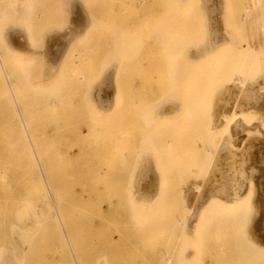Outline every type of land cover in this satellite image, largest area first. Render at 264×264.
<instances>
[{
    "label": "rangeland",
    "instance_id": "374dc122",
    "mask_svg": "<svg viewBox=\"0 0 264 264\" xmlns=\"http://www.w3.org/2000/svg\"><path fill=\"white\" fill-rule=\"evenodd\" d=\"M263 26L264 0H0V264H264Z\"/></svg>",
    "mask_w": 264,
    "mask_h": 264
},
{
    "label": "bare ground",
    "instance_id": "6f19581e",
    "mask_svg": "<svg viewBox=\"0 0 264 264\" xmlns=\"http://www.w3.org/2000/svg\"><path fill=\"white\" fill-rule=\"evenodd\" d=\"M257 4V2L255 3V5ZM254 4H253V6H255ZM250 6V5H249ZM255 8V7H254ZM247 10H249L248 8H247ZM251 10V9H250ZM258 13V12H257ZM108 23V27H110L112 24H109V22H107ZM132 26V25H131ZM106 27H107V25H106ZM105 27V28H106ZM257 27V26H256ZM264 27V26H263ZM131 28V27H130ZM259 28H260V26H259ZM262 29V28H261ZM108 30H110V28H108ZM264 30V29H263ZM258 35H256V38H255V40L253 41L254 43L252 44L251 43V45L250 46H254L255 48H256V50L257 49H259V48H261L260 46H261V43H262V40H261V43L259 44V42H257L258 40V38L259 37H257ZM259 39H261V38H259ZM130 41V40H129ZM130 42H132V41H130ZM210 42V41H209ZM206 45V44H205ZM204 45V46H205ZM223 46H225V45H223ZM206 47V46H205ZM204 47V49H205V51L204 52H201V53H198L197 55H195L196 57L197 56H200V57H202V56H204L205 54H207V56H210L212 53H210L209 52V49L211 50V52L213 51L212 49V47L210 48V46H207L206 48ZM221 47V46H220ZM219 48V47H218ZM217 48V50L218 51H220L219 49ZM255 48L253 49V50H255ZM203 49V48H202ZM215 49V48H214ZM251 49H252V47H251ZM217 50H215L214 52H216L214 55H215V57L218 55V53H217ZM264 50V48H262V51ZM133 51V50H132ZM259 51V52H258ZM258 51H256L257 52V54H259L260 52H261V55L263 56L264 55V52H262L261 51V49L260 50H258ZM197 52H199L198 50L196 51V53ZM255 52V51H254ZM187 53V52H186ZM188 54H190V53H188ZM187 54V55H188ZM189 56V55H188ZM142 57V56H141ZM186 57V56H185ZM184 57V58H185ZM189 57H191V55L189 56ZM188 57V58H189ZM204 57H206V55L204 56ZM187 58V57H186ZM203 58V57H202ZM201 58V59H202ZM191 59V58H190ZM189 59V60H190ZM198 59H200V58H198ZM200 59V60H201ZM252 59H253V62L252 63H250V64H248L246 67H251V68H249V69H257L258 70V68H262L264 65H261V64H263V63H259V60L261 59L259 56H257L256 55V53H255V55H253V57H252ZM210 60V59H209ZM208 60V61H209ZM263 60V59H262ZM144 61H145V58H144ZM143 61V62H144ZM184 61H186V60H184ZM192 61V60H191ZM196 61H198V60H196ZM206 61V60H205ZM141 64V63H140ZM122 65V64H121ZM141 66H142V64H141ZM123 67H124V65H123ZM255 67V68H254ZM222 68H225V66H222L221 67V69ZM140 69H141V67H140ZM142 69H144V67L142 68ZM116 70H117V68H116ZM257 70H255V71H257ZM180 71V70H179ZM117 72V71H116ZM181 72V71H180ZM187 72V70L185 71V73ZM258 72V71H257ZM184 73V76L186 75ZM179 74V73H178ZM188 75V74H187ZM148 76V75H147ZM151 76H153V75H151ZM181 76H183L182 74H181ZM184 76L183 77H180V78H177L178 76H175V78H176V81H177V79H182V78H184ZM126 77V76H125ZM145 78V77H144ZM155 79V78H154ZM154 79H152V81L154 80ZM147 80V79H146ZM149 80V79H148ZM188 80V79H187ZM208 80H212L211 78L209 79L208 78ZM145 82V81H144ZM143 82V83H144ZM157 82V81H156ZM181 82V81H180ZM185 82H186V80H185ZM184 82V83H185ZM212 82H213V80H212ZM148 83V82H147ZM177 83V82H176ZM179 83V82H178ZM205 83H206V81H205ZM214 83V82H213ZM213 83H211V81H210V85L209 86H211ZM146 83H144V84H142V85H145ZM156 84V83H155ZM159 84V83H158ZM157 84V85H158ZM207 84V83H206ZM205 84V85H206ZM246 81L245 80H243V79H241V80H238V81H227L226 83H224V85H223V88H222V90H220V97H221V99H220V103L222 104V108H220L219 110L220 111H224L223 109L224 108H226V106H227V103H226V98H227V96L228 95H230V98H232V100L230 101V103L231 104H229L228 105V107L230 108V109H237V108H240L241 106H242V104H243V100L241 99V93L244 91V89H246ZM182 85H184V84H182ZM152 86V85H151ZM177 86H179V85H177ZM176 86V87H177ZM181 86V85H180ZM185 86V85H184ZM184 86H183V88H184ZM175 87V86H174ZM211 89V88H210ZM205 90V89H204ZM184 91V90H183ZM182 91V92H183ZM206 91V90H205ZM208 91V90H207ZM204 92V91H203ZM119 94H121V92H119V93H117V95H119ZM195 94L197 95V96H199V94L201 95L202 94V91L200 92V90L198 91V90H196V92H195ZM174 94H172V95H170V96H168L167 98H169V97H171L170 99H172V98H175L176 97V95H174ZM156 100V99H155ZM160 100V99H159ZM179 100V99H178ZM177 100V101H178ZM181 100H183L182 98H181ZM180 100V101H181ZM195 100H199V97H196L195 98ZM158 102H156V104H157ZM184 103V102H183ZM175 103L174 102H172V101H165V102H160V103H158L156 106H155V108H156V113L158 114V116H163V115H169L170 113H171V111L172 110H174V108H175ZM179 106H181V108H182V102H181V105H179ZM184 106H185V103H184ZM183 106V107H184ZM219 111V113H221ZM179 113V112H178ZM157 116V115H156ZM172 116V115H171ZM168 117H170V116H168ZM156 118V117H155ZM164 118V117H163ZM220 119L221 120H227V123H228V121H229V118L227 117V116H225V114L224 113H221L220 114ZM228 124H230V122L228 123ZM219 148H221V146L219 145L218 147H217V149H219ZM217 149H215L211 154L212 155H220V153H221V151L219 152L218 151V153H217ZM197 188V190L198 189H200V187H196ZM226 189H228V190H231L232 188H226ZM225 195H229V193L228 194H225ZM256 230V229H255ZM257 237V236H256ZM257 238H259V236L257 237ZM260 239V238H259ZM254 241V240H253Z\"/></svg>",
    "mask_w": 264,
    "mask_h": 264
}]
</instances>
